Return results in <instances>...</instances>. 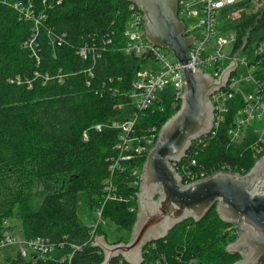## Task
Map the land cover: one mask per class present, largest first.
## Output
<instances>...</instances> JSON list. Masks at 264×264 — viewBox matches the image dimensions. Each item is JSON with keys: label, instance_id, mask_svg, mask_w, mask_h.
Wrapping results in <instances>:
<instances>
[{"label": "trees", "instance_id": "1", "mask_svg": "<svg viewBox=\"0 0 264 264\" xmlns=\"http://www.w3.org/2000/svg\"><path fill=\"white\" fill-rule=\"evenodd\" d=\"M23 1L34 4L35 16L45 15L40 21L39 42L31 49L35 21L13 0H0V239L7 229L14 235L10 218L18 211L21 238L47 237L57 248L44 257L29 259L18 251L9 264H101L104 252L93 246L90 228L78 216L79 194L85 192L91 208L100 204L103 181L111 175L109 158L116 154L120 134V129L109 124L135 111L122 92L130 88L148 59L123 49L130 1ZM233 8L243 10L228 22L238 33L239 44L247 30L248 45L261 44L264 0H239ZM49 29L67 42L53 45ZM109 38L113 42L104 45ZM94 41L99 44L98 57L83 60L77 48ZM262 57L256 76L264 78V53ZM88 68L93 70L92 78ZM120 103L126 105L121 108ZM180 106L166 102L165 110L144 113L139 125L155 124L159 130ZM97 123L104 124L103 131L93 128ZM229 123L226 120L214 138L202 135L195 139L187 151L198 160L197 168L206 177L218 171L247 173L260 158L246 147L247 141L230 143ZM146 158L122 161L115 172L125 196L139 190L140 184L131 185L130 174ZM224 164L230 168L222 169ZM137 198L109 201L104 217L115 221L118 229L132 230L137 211L130 207L137 208ZM6 220L10 222L7 226ZM100 233L108 237L104 227ZM237 235L213 208L199 222L191 218L176 225L166 238L156 241V250L151 247L144 256L146 261L164 256L171 264H231L240 254L227 252L226 245ZM128 240L129 235L111 241ZM112 261L114 264L118 258ZM122 264L130 263L123 259ZM259 264H264V257Z\"/></svg>", "mask_w": 264, "mask_h": 264}, {"label": "built area", "instance_id": "2", "mask_svg": "<svg viewBox=\"0 0 264 264\" xmlns=\"http://www.w3.org/2000/svg\"><path fill=\"white\" fill-rule=\"evenodd\" d=\"M13 1L16 7L21 8L35 21L36 32L29 43L33 49L34 45L39 42L40 21L45 14L39 13L40 16H35L33 14L34 4L31 1L28 3L23 0ZM238 2L239 0H179L178 16L186 23L184 35L193 36L186 63L180 62L174 55L176 60H173L169 56V52L172 53L170 50L155 45L147 39L143 11L135 3L129 4V16L124 31L127 42L123 49L128 54L146 57L148 60L152 59L157 66L145 68L147 60L143 68L137 72L130 88L122 92L135 106L133 114L123 120L110 121L111 127L120 129L119 141L115 145L116 154L109 158L111 175L103 181L102 200L100 204L92 207L95 208L96 220L92 224H86L90 228L92 243L97 235L102 234L100 233L101 228L104 227L103 224L106 220L103 212L105 205L112 200H134V197L137 196L138 191L127 196L120 191L116 183L115 172L119 169L122 161L140 160L148 154L154 145L159 133L157 126L151 124L140 127V118L148 111L165 110L166 102L176 106L182 102L187 84L185 66L200 68L212 77L218 78L232 61L238 63L226 84L210 95L213 104V127L205 136L214 138L221 131L226 120H230L227 130L230 143L247 141L246 147L252 151L254 157L259 158L264 154V78L256 76L257 68L263 58L264 47L258 44V50L250 60L242 56L249 47L250 30L243 34V43L239 44L238 33L228 23L242 14L243 10L233 8ZM193 16L198 17V32L188 27L187 20ZM48 34L55 46H62L67 42L64 36L55 33L52 29H49ZM95 42L92 44L93 46L85 44L77 48V53L83 60L98 57L99 44ZM111 42L113 39L109 38L104 41V45ZM87 73L90 78L94 75L91 68L87 69ZM36 75H40V73L36 71ZM45 77L49 78L48 75ZM61 77L64 75L61 74ZM87 83L90 84V79H87ZM124 104L120 103L119 107L122 108ZM93 128L103 131L104 124L97 123ZM88 133V130L84 131L85 139H88ZM173 164L182 176L184 183L206 178L205 171L197 168L198 160L189 156L188 153ZM222 167H224L222 169L230 168L226 164ZM140 173L141 166H135L132 169L130 174L132 186L140 184ZM130 190L133 191V188ZM130 209L134 211L136 207L132 206ZM5 224L7 226L10 222L6 220ZM156 241L149 242L147 245H151L147 249V245L144 247L143 256L145 251L149 253L152 248L157 249ZM10 243H17L19 253L28 259L34 255L35 257L38 255L44 257L57 248V244L47 237L38 236L33 239H24L13 235L11 230L7 229L0 239V248ZM63 245L64 243H60V247H64ZM76 248L80 247L76 246ZM117 258L118 262L114 264H122L124 258L121 256ZM112 263L113 261H111ZM142 264L171 263L164 256L149 261H146L144 256Z\"/></svg>", "mask_w": 264, "mask_h": 264}, {"label": "water", "instance_id": "3", "mask_svg": "<svg viewBox=\"0 0 264 264\" xmlns=\"http://www.w3.org/2000/svg\"><path fill=\"white\" fill-rule=\"evenodd\" d=\"M127 1L143 11L147 39L186 63L193 36L184 35L179 0ZM237 64L232 61L218 78L200 68L184 67L187 84L181 106L161 127L143 166L131 236L111 243L106 234L97 235L93 246L104 252L101 264H111L119 256L130 264H142L149 242L167 237L188 219L201 221L213 208L224 222L238 225L236 239L226 246L227 252L240 254L231 264H259L264 257V154L247 173L218 171L189 183L183 182L173 164L185 156L193 140L212 129L210 95L226 84Z\"/></svg>", "mask_w": 264, "mask_h": 264}, {"label": "rangeland", "instance_id": "4", "mask_svg": "<svg viewBox=\"0 0 264 264\" xmlns=\"http://www.w3.org/2000/svg\"><path fill=\"white\" fill-rule=\"evenodd\" d=\"M252 3H253V5L255 7L258 6L257 1L256 2L254 1ZM195 8H197V7H195ZM197 21H198V17H196V16H193V17H191V18H189L187 20L188 27L190 29H192L193 31H195V32H198ZM261 46L264 47V41L261 42ZM257 50H258V46L255 45V44H251V45H249L248 49L243 53L242 56H244L248 60H250L251 57L257 52ZM169 56L173 60H176L174 58L173 54L170 53V52H169ZM156 66H157L156 63L152 59H149L148 62L145 64V68H147V69L148 68H154ZM240 70L242 71L243 70V67ZM163 124H162V126H163ZM161 127H160V129H161ZM160 129H159V132H160ZM158 135H159V133H158ZM147 156H148V154L146 155V157ZM144 163H143V165H141V173H140V175H142ZM140 178H141V176H140ZM89 204L90 203L88 202V198H87L85 192L84 191H81L80 194H79L78 216H79L80 221L83 224H87V225L88 224H92L96 220V217H95V208H91L89 206ZM136 211L138 212V205H137ZM15 213L16 214L13 217H11L10 219H11V223L12 224L13 223L15 224V226H14V235L21 238L22 237V235L20 234L21 221L19 219V212L16 211ZM230 225H231V227L233 229H235L237 231L236 224H232L231 223ZM103 226H104L105 232L108 235V239L109 240L116 241V240L120 239L121 237H126V236L129 235V238H130V236H131V232H132L131 229L128 230V231H126L125 229H118L117 223L115 221H113V220L106 219L105 222H104V224H103ZM18 251H19V245L17 243H10V244L4 245L2 248H0V264H9V259L12 258V257H16Z\"/></svg>", "mask_w": 264, "mask_h": 264}, {"label": "crops", "instance_id": "5", "mask_svg": "<svg viewBox=\"0 0 264 264\" xmlns=\"http://www.w3.org/2000/svg\"><path fill=\"white\" fill-rule=\"evenodd\" d=\"M102 234H104V233H102ZM106 237H107V236H106ZM107 239H108V237H107ZM108 241L111 242V243H113V242H112L111 240H109V239H108Z\"/></svg>", "mask_w": 264, "mask_h": 264}, {"label": "flooded vegetation", "instance_id": "6", "mask_svg": "<svg viewBox=\"0 0 264 264\" xmlns=\"http://www.w3.org/2000/svg\"><path fill=\"white\" fill-rule=\"evenodd\" d=\"M237 225V224H236ZM237 233H238V225H237Z\"/></svg>", "mask_w": 264, "mask_h": 264}]
</instances>
